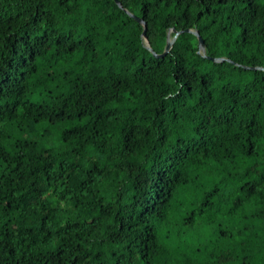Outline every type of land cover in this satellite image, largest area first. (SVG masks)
<instances>
[{
    "label": "trees",
    "instance_id": "16d2710c",
    "mask_svg": "<svg viewBox=\"0 0 264 264\" xmlns=\"http://www.w3.org/2000/svg\"><path fill=\"white\" fill-rule=\"evenodd\" d=\"M118 1L0 0V264H264V0Z\"/></svg>",
    "mask_w": 264,
    "mask_h": 264
},
{
    "label": "water",
    "instance_id": "95a60500",
    "mask_svg": "<svg viewBox=\"0 0 264 264\" xmlns=\"http://www.w3.org/2000/svg\"><path fill=\"white\" fill-rule=\"evenodd\" d=\"M114 1L118 4L119 7H121V4L119 3L118 0H114ZM128 14H129L134 20H136L137 22H139V23H141V24L143 25L144 28H143V31H142V36L145 38V29H146V26H145V23H144L143 19H142L141 17H138V16H136V15H133V14H131V13H129V12H128ZM184 31H186V32L189 31V32L194 33V34L197 36V39H198V46H199V49H201V50L204 49V42H203L201 36L199 35V32H198V31H196V30H191V29H188V28L185 29ZM180 32H181V31H176L175 34H174V36H173V38L167 40L166 45H165L164 50H163L162 53L158 54V53L153 52V55H154L155 57H162V56H164V55L168 52V50H169V48H170V46H171V44H172V42H173V39L175 38L176 34H178V33H180ZM145 39H146V38H145ZM146 46H147V48L150 49V47L148 46V44H147ZM211 59H212V60H218V59H216V58H211ZM244 67H247V66H244Z\"/></svg>",
    "mask_w": 264,
    "mask_h": 264
}]
</instances>
